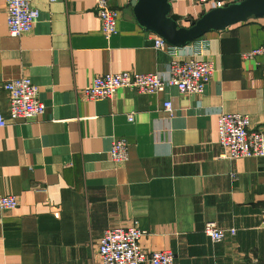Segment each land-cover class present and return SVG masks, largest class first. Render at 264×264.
<instances>
[{
    "label": "crops",
    "instance_id": "0c3cea01",
    "mask_svg": "<svg viewBox=\"0 0 264 264\" xmlns=\"http://www.w3.org/2000/svg\"><path fill=\"white\" fill-rule=\"evenodd\" d=\"M109 1L119 19L107 37L95 0H33L38 20L21 36L9 34L0 0V197L18 199L0 207V264H100L103 232L132 223L145 231L143 251L169 249L173 264H264V157L223 158L218 143L221 113L247 115L264 132V17L178 47L215 67L201 94L127 87L89 101L83 89L94 76L166 75L172 56L153 47L156 34L139 24L134 0ZM170 3L185 27L210 9ZM25 76L45 111L12 120L2 84ZM114 138L127 143L124 162L111 158ZM209 221L234 232L213 240Z\"/></svg>",
    "mask_w": 264,
    "mask_h": 264
},
{
    "label": "built area",
    "instance_id": "2783aa9c",
    "mask_svg": "<svg viewBox=\"0 0 264 264\" xmlns=\"http://www.w3.org/2000/svg\"><path fill=\"white\" fill-rule=\"evenodd\" d=\"M95 8L101 22L102 33L109 37L116 32L119 11L110 5L109 0H95ZM202 6L210 8L226 4L225 0H196ZM239 1V0H231ZM8 32L11 36H21L32 30L38 20L39 10L33 0H5ZM153 47L156 50L167 49L172 55L166 75L160 73H135L124 71L94 76L84 87V97L89 100H101L114 97L121 88H131L140 93H159L166 85H172L184 94H201L204 92L215 70L212 61L197 58H184L181 50L168 44L161 36L155 35ZM261 51H254L257 54ZM7 93V113L12 120H30L43 115L45 104L38 98V87L29 76L9 79L2 84ZM165 111L172 110L170 101L164 104ZM218 121V143L222 149L223 158L230 157H264V132L252 129L249 117L239 113H221ZM128 119L132 120L131 114ZM7 124L0 110V127ZM128 146L124 139L114 138L109 153L116 163L127 160ZM15 195L1 196L2 210L17 207ZM261 225L264 228V207L260 211ZM204 231L213 240H221L226 234H232L234 229H221L216 222H206ZM145 231L137 223L128 227L106 229L100 237L98 255L100 264H173L175 254L169 250L150 251L145 253L140 241Z\"/></svg>",
    "mask_w": 264,
    "mask_h": 264
},
{
    "label": "water",
    "instance_id": "95a60500",
    "mask_svg": "<svg viewBox=\"0 0 264 264\" xmlns=\"http://www.w3.org/2000/svg\"><path fill=\"white\" fill-rule=\"evenodd\" d=\"M132 6L141 26L174 47L185 46L210 30H222L250 17H264V0L226 2L220 7L210 8L188 27L178 24L179 15L171 14L170 0H134Z\"/></svg>",
    "mask_w": 264,
    "mask_h": 264
}]
</instances>
